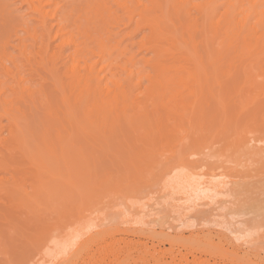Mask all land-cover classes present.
<instances>
[{
  "label": "bare ground",
  "instance_id": "6f19581e",
  "mask_svg": "<svg viewBox=\"0 0 264 264\" xmlns=\"http://www.w3.org/2000/svg\"><path fill=\"white\" fill-rule=\"evenodd\" d=\"M45 1L46 0H40L39 4L43 6V2ZM49 1L55 4V7L57 6V3H54V0ZM146 1L148 4L144 5V3L138 2V0H133L132 2H134L135 6L132 7L127 5L124 1L116 2V12H123L124 17L114 22V24L117 25V28L123 25H133L132 35L140 32L143 28L147 29L149 31L148 35L142 37V40L135 44L153 54L152 59H149V63H147L149 64L147 65L149 66V72L146 76V71L143 70L144 68H134L136 63H133L130 69H125L126 78L121 84H119V81L112 79L113 75L111 74L108 62L105 59L103 60V58H106V46H104L103 43H97V52H94L91 49H87L86 52L83 49L78 50L77 47H81L78 42L77 45H75L72 37L67 40L62 39L64 32H67L70 26L67 24L68 19L66 15H64L63 12H60L59 7L47 12L44 11V8L37 9L34 6L31 8L34 12L39 14L40 30L43 33V37L58 41L54 48H50V42L39 44V47L45 49V52H42L43 55H41V57H47L48 55L50 60L55 62V60L62 57L65 48L64 46L67 45L70 47L71 51L68 50V54L62 61L65 76L64 79L66 78V80H69L66 89L70 92V96L66 93V89L63 87L60 79L56 80L53 84V92L55 98L59 101V107L57 112H53L51 107H48L47 105L49 103H46L47 95L41 94L40 104L43 113L48 119L46 118L45 126H40L38 125V122H35L37 123V126H35L37 128L35 136V134L32 133L33 128L30 125L29 119H31V117L28 119L26 116V119V117H24L25 113L21 112L19 109L18 115L12 114L10 102L3 100L2 95L0 94V166H2V169L10 164L9 162H6V158L11 160L15 155L20 154L27 158L30 162L29 164L34 166L36 169L35 172L38 171L37 173L39 174H37L36 177L39 179V182H41V185L44 183L42 182V175L47 174L50 179L48 180L50 187L53 188L59 181L58 176L61 177V175L58 174L59 171H57L58 164L55 166L56 161L62 159L63 162L65 161L68 164L69 162L71 164L75 163L72 156L78 149L72 144V142L74 137H78L79 139L80 136H83L85 143H88L87 145L90 144V151L93 149L95 152H98V150L100 151V147L105 149V151H107L106 153H109L108 150L112 147V150H115L112 151L110 149V151L113 153L116 152L114 157L121 162L123 161L121 160L123 159L122 154L127 151L126 147L122 146V142H126V139L127 141H133V144L139 142L141 150H139L138 147L139 152H136L137 155H135L136 153H132L133 156L130 155V159L132 160L131 157L134 159L135 155L138 157H136L137 159L135 158L134 161H140L142 158L141 156L146 157L145 152L155 149L159 145L161 146L165 141L168 142L170 135L167 138L165 130L168 125L165 124V121L169 120L168 116L170 115L183 119L182 121L180 120V124L173 125L175 124L173 123L171 125L174 126L173 135H171L172 140L181 135L179 134V131L182 132L185 130L187 131V133L184 131L185 134L189 135L188 132H190L191 135H196L198 139H201V141L205 143L210 142L211 140L216 139V136H219L218 131L217 135L213 133L214 129L216 131V127L218 126L223 128L222 132L225 133V140L232 138L231 135L228 134V131L232 130V128L236 131L235 137L238 141L245 138L246 136L244 137L243 134H245L244 132H247V130H244L245 127H242L241 125L243 120L241 121L239 118V114L243 112L247 114L246 118H253V121L250 120L252 121L250 124L246 121L244 124V126L250 128L248 131L252 135V139L257 136L259 139L258 141L264 145V0ZM162 1H164V4ZM27 2L30 6L33 5L31 0H27ZM108 3L109 0L102 3L103 7ZM219 8H224V12H222L218 18ZM91 10L92 9H90V11ZM157 12H160V14L157 15ZM170 16H174L177 23L171 21ZM48 19L54 21L52 24L53 26L51 25L52 27H49L48 24L50 23H48ZM184 37L186 39H184ZM221 46H225V48L230 51L229 57L227 58L225 56L227 59L226 61H223L222 52L219 50ZM39 54L40 53H38V55ZM23 55L24 54L22 53V56ZM167 57L169 58L164 62L163 60H166L165 58ZM89 58H94L93 63L88 64L87 60ZM222 65L223 67H221ZM1 66L5 75L10 76L11 74H8V70H6L2 64ZM225 66H227V71L225 72L226 76L229 77L227 81L228 83H224L221 80L223 68ZM140 69L142 72H140ZM135 71L137 72L136 77L139 79V82L133 84L132 81L134 78L133 75L136 73ZM50 72H53L52 68L50 69ZM102 72H104L103 75H101ZM55 74L51 73L53 78H55ZM12 75L13 86L19 97L22 95L24 98L25 94L28 96L34 95V91L30 94L31 91L28 88L23 87L21 80L16 78V70ZM142 76L145 78H142ZM57 78L59 77L57 76ZM108 79L110 80V83L105 84V80ZM142 83H144V87L142 86ZM205 88H208V96L213 100V103H210L211 100L208 101L212 105V107L209 105L210 108H208L211 112L209 113L207 111V113L205 110L201 109L197 115L198 121L195 123L192 116H195L193 114L198 106V93ZM134 90L137 91V94L135 95H133ZM75 91L77 94L73 96L72 92ZM224 93L230 98L229 106H224L219 102L221 94L223 95ZM70 97L72 99H70ZM164 97H169V100L163 108H160L161 106L158 103L159 99H163ZM206 98L208 97L206 96ZM90 101L92 102L91 104ZM119 104L123 105L120 109H118ZM157 104L160 106V110H158ZM148 106L154 107L155 109L152 111L150 107V112L147 110ZM237 110L239 111L237 112ZM181 111H183V113L184 111H187V114H181ZM195 113L197 114V112ZM206 117H209L211 120L209 121L208 126L205 127L204 121ZM2 119L6 120V123L3 125ZM254 124H257L256 127H253ZM3 130L6 131V135L1 137V132ZM125 132L129 134H126ZM219 140L221 139L219 138ZM56 147L60 149V155L57 156L55 155ZM73 150L75 151L73 152ZM262 153H264V151ZM254 154L260 156L257 150ZM108 155H110V153ZM21 156L20 158H22ZM261 156H264V154ZM91 159L93 160L92 157ZM105 159L107 160V158ZM144 159L145 158H143V160ZM110 161L112 162V160ZM139 161H136V163L138 162L137 164H139ZM78 163L73 165H76L78 166L77 168L83 170L81 166L83 163ZM86 163H88V161H86ZM107 164H109L110 168H108L111 170L114 163ZM134 164L131 165V170H133V175L136 176L140 168L146 166L145 164H147V162L140 166ZM71 168L73 169V167ZM177 168H181V171L176 172L177 170L175 169ZM88 169L90 170V168ZM88 169L87 172L89 171ZM165 170L164 177L166 176V178L169 179L162 181L163 184H160V191L170 197V202L169 198L164 202V204L166 203L165 206L169 209L166 210V207L164 206L165 211H163L161 208L164 204L159 209L161 212L170 210L167 214L169 216L171 213H175L178 216L173 215L177 217L176 225H166L167 220L165 219L169 217H167L166 214L164 217H161L163 215L160 216L161 212L155 210L159 205H155L153 209L150 208V211L148 209L145 212H143L144 210L140 211V214L143 215L144 213L143 216L146 219H152L151 221L147 220V223H144V219L138 220L137 217L131 218L129 216L125 221H121L118 220L120 218L118 216L117 219L116 217L115 219H111V223L113 221L117 225H115L114 228V225H111L112 227L108 228L105 226L106 224H103V226L101 224L96 227H84L79 224L80 222L76 219V222L69 221L62 228L73 227L75 223L78 226L75 229H71V227L70 229L68 228L69 230L66 229L68 231L65 234L66 236H64L68 238L67 241H56V239L54 240L52 238L53 240H46V242L42 244L47 247V252L45 251L46 253L43 252L39 255L38 261H40L41 264L43 262H47V264H75L79 257H82V255H80V250L94 240L100 241V246L102 248L121 247V244L126 243V252H130L134 245L132 244L133 242H126L125 239L121 237L126 234L134 236L141 233L143 236L145 234L144 237L151 238V242L167 243L170 246V249L166 251L159 250L155 247L156 245H153V243L149 248L141 245V248L136 249L135 256L132 258H129L128 255L123 257L119 256L113 264H260L239 256L237 252L225 251L222 246L219 245V247L217 244H213V240L208 234H203V236L195 234V236L192 235L188 238L184 237L183 229L190 228L188 227V221L186 223V220L189 215L194 213L193 210L196 209L195 206L197 204H195L194 201H198V195L205 197V193L202 194L203 192H212L213 190L211 189L216 190L217 187L213 184V179L204 180L202 183L201 181H196L195 178L198 173L195 171L196 169H190L189 166L181 160L176 164L169 165ZM0 171H4V169ZM66 171L67 169H65V172ZM141 171L142 169L140 172ZM140 172L139 174H142ZM92 173L94 172H91V174ZM170 173L174 174L172 176L169 175L170 177L167 176ZM66 174L68 175V172H66ZM96 176L97 174L95 177ZM131 176L132 175L130 174V177ZM64 177L65 187H67L66 185L68 182L69 184L62 194H58L62 191L58 192L57 190L49 191V189H35V194L39 193L37 196H41V193L42 195L44 193L45 195L47 194L46 198L50 201L49 204L54 206L52 207L53 210H50L49 212L52 211L56 216L57 214L55 213V210L59 212L57 205L60 204H58V198L63 197L62 202L64 203V200L70 197L73 198V193L70 196L69 192L70 190L73 192V189L76 188L71 187L73 182L69 175L68 178L67 176ZM95 177L93 176L90 178L91 181L88 180L90 181L89 184H85L86 180L83 185H80V182V184H78L79 187L74 190L76 194L73 196L76 198V203H78V209H76L75 212L73 211L76 216L80 214L81 211L78 210L81 206L86 207L89 202L91 203V199H94V197L96 198V196L100 195L102 192L100 187L103 186L105 180H107L106 175L104 174V181H102L103 184L100 182V184H98ZM15 179L12 176L8 177V180L5 181L6 184L3 186L1 185L2 187H0V189H2L0 190V193H2L3 190H5L6 194L8 192L9 198L16 201L15 203L18 206L16 207L14 204V208L20 209L23 205V200L30 201V199L35 198V195L32 196L33 193H27V190L23 189L24 184H21L22 182L20 180L18 181ZM1 180L5 179L3 178ZM220 184L218 183V185ZM44 185L46 184L44 183ZM37 186L40 187L39 184H37ZM32 187L35 186L32 185ZM2 194H4V192ZM58 195H61V197H57ZM19 197H21L20 201L18 199ZM42 198L45 199L44 197ZM38 201L39 200H35L34 202L31 200V202L34 203H39L40 201ZM47 201L46 203H48ZM46 206L47 205L43 207L46 209L48 207ZM191 211L193 212L192 214H190ZM152 222L156 223L157 227H155L158 231L154 225L151 224ZM53 225H55V223ZM97 228H99V230L92 232ZM232 232L235 233L236 231L233 230ZM117 235L121 237L115 239V236ZM107 238L112 239L110 244H107ZM236 239L237 237H235L234 240L239 241V239ZM177 245H183L181 247H186L193 251L191 252L190 261L186 256L188 253L186 255H176L173 252L172 249H174V247L176 248ZM74 247L75 250L73 251ZM49 249L51 251L53 250V252L50 253ZM195 252H200L209 258L203 262H199ZM75 254H78L79 257L77 255L71 260L72 256ZM165 255L170 259L168 262H164ZM87 259L88 260L85 264H108L106 259L95 261L94 255H88Z\"/></svg>",
  "mask_w": 264,
  "mask_h": 264
},
{
  "label": "rangeland",
  "instance_id": "374dc122",
  "mask_svg": "<svg viewBox=\"0 0 264 264\" xmlns=\"http://www.w3.org/2000/svg\"><path fill=\"white\" fill-rule=\"evenodd\" d=\"M31 1L33 2L32 6L28 4L27 0H0V94L2 95L3 100L10 102L12 114L18 115L19 109L21 112L25 113L24 117L27 116L28 119L31 117V119H29L30 125L33 128L32 133L35 134V136L37 133V128L35 127L37 126V123L35 122H38V125L40 126H45V122L48 119L43 113V109L40 104L41 94L47 95L48 102L46 101V103H49L47 104L48 107H51V110L53 112L58 111L59 101L54 96L53 84L56 80L60 79V82L63 84V87L66 89V86L69 83V80H66V78L64 79L65 76L64 69L62 67V61L64 57L68 54V50H70V47L67 45L64 46L65 48L62 57L60 59L55 60V62H52L48 55L47 57H41V55H43L42 52H45V49L43 47H39V44L50 42V48H54L58 41L43 37V33L40 30L39 24L40 17L38 13L34 12L31 9L33 6L37 9L44 8V11L46 12L51 11L56 7H59L60 12H63L64 15H66L68 19L67 24L70 26L67 32H64V36L62 37V39L67 40L72 37L75 45H77L78 42L81 47H77L78 50L83 49L86 52L87 49H91L94 52H97V43H103V45L106 46V58H103V60L105 59L108 62L109 68L111 69V74L113 75L112 79L115 81H119V84H121V82L126 78L125 69H130L133 63H136V66L134 68H144L143 70L146 71L145 76L148 74L149 66L147 65L149 64L147 63H149V59H152L153 54L151 52H147L145 49L139 47L135 43L142 40V37L148 35L149 31L143 28L140 32L136 33L135 35H132L133 25H123L117 28V25L114 24V22L124 17L123 12H116V2L124 1L127 5L132 7L135 6L134 2H132L133 0H109V3L106 4L105 7H103L102 3L106 2L107 0H54V3H57L56 7L55 4H53L49 0L43 2V6L39 4L40 0ZM138 2L144 3V5L148 4L146 0H138ZM162 3L164 4V1H162ZM90 9L92 10L90 11ZM222 12H224V8H219L218 18L222 14ZM156 14L159 15L160 12H157ZM170 19L171 21L176 22L174 16H170ZM48 23H50L48 24L49 27H52L54 21L48 19ZM184 39L186 38L184 37ZM219 50L222 52L223 61H226V57H229L230 51L225 48V46H221ZM22 53L24 54L23 56ZM38 53L40 54L38 55ZM168 58L169 57L165 58L166 60L163 61L166 62ZM87 61L88 64H91L93 63L94 58H89ZM1 64L6 68V70H8V74H11L10 76L5 75ZM50 67L52 68L53 72H50ZM221 67H223V65ZM226 67L227 66L223 68V73L221 77V80L224 83H226L229 79V77L226 76L225 73L227 71ZM15 70L17 71L16 78L18 80H21L23 87L28 88L31 91L30 94H32V91H34V95L28 96L26 94H23L24 98L22 97V95L21 97L17 95V91L13 86L14 83L12 82V74ZM104 72H102L101 75H103ZM140 72H142L141 69ZM51 73H56L55 78L52 77ZM136 75L137 72L133 75V84L139 82V79L136 77ZM57 76L59 78H57ZM142 78L145 77L142 76ZM104 83L109 84L110 80H105ZM142 86H145L144 83H142ZM205 89H202V91H199L198 93L199 99H202H198V106L195 109V112H197V114L194 112L193 115L195 116H192V119L195 123L198 121L197 115L199 114L201 109L205 110L206 112L208 111L209 113L211 112L208 108L212 107L210 103H213V100L210 99V96H208V88ZM133 92V95L137 94V91L134 90ZM66 93L70 96V92L67 89ZM72 93L73 96L77 94L76 91ZM224 94H221V99H219V102L224 106H229L230 98L228 97V95ZM48 95L51 96L49 97ZM205 95L208 98H206ZM70 99L72 98L70 97ZM168 100L169 97L159 99L158 103L161 107L157 104L158 110H160V108H163L164 105L168 102ZM208 101H210V103ZM91 103L92 102L90 101V104ZM37 105L39 108L37 107ZM209 105L211 106L209 107ZM122 106V104H119L118 109H120ZM150 107L151 106H148L147 109L150 112L151 109L152 111L155 109L154 107H151V109H149ZM239 110H237V112ZM182 113L183 111H181V114ZM184 113L187 114V111H184ZM170 116H168L169 120L165 121V124L168 125L165 130V133H167V138L170 135V139L168 138V142H163L161 146L159 145L155 149L145 152L146 155H144L146 157H140L141 160L145 158L142 162H140L141 160H136L139 161V164H137L138 162L136 163V161H134L135 158L138 157L135 156L137 155L136 152H139V150H141V147H139V142H137L136 144L134 143L135 145L132 143L133 141H127V139L126 142H122V146H125L127 151L123 153L124 155L122 154L123 159L121 160L123 161L121 162L117 160L116 157H114L116 155V152H112L115 150H112V147L108 150L110 155H108L109 153H106L107 151H105V149H102L100 147V151L98 150L99 153L97 151L95 152L93 149L92 151H90V144L87 145L88 143H85V139L83 138V136H80L79 139L78 137H74L72 144H74L75 147L78 149H76L77 151L73 150V152H75L73 153L72 159L74 158L75 163L71 164L69 162L68 164L65 161L63 162L62 159L56 161L55 166L58 164L57 171H59L58 174L61 175V177L58 176L59 181L56 185L57 187H50V184L48 182V180L50 179L47 174L42 175V182H44L46 185H44V183H42L41 185V182H39V179L36 177L37 174H39L37 173L38 171L35 172L36 169L32 164H29L30 162L27 160L26 157L17 154L11 160L6 158V162H9L10 164H8V166L6 165V167L4 165V171H0V182H2L0 183V187L6 184L5 181L8 180V177L12 176L14 177V179L16 178L15 180H20L22 182L21 184H24L23 189L27 190V193H33L32 196L35 195V198L37 199L32 198L30 199V201L25 200L28 203L23 200V205L19 209L14 208V204L16 207L18 206L15 203L16 201H13V199L9 198L8 192L6 194L5 190H3L4 194H2L3 192L0 193V264L40 263V261H38L39 255H41L43 252H47V247L43 246L42 244L45 243L46 240L50 241V239H56V241H67L68 238L65 237V234L71 226L64 229L62 228L67 222L75 221L76 219L78 222H80L79 224L83 225L84 227H96L101 224L102 226L103 224H106L105 226L108 228L112 227L113 225V228L115 227L116 224L113 221L112 224L111 219H115V217L117 219L118 216L120 217L118 220L121 221H125L126 219H128V216L131 218L137 217L138 220L144 219V223H147V220L151 221L152 219L149 220L143 216L144 213L143 215L140 214V211L144 210L143 212H145L147 211V209L150 211V208L153 209L155 205H159L160 207L157 206L155 210H159L161 212L159 208H161L165 200L167 201V198H169L170 202V197L161 193L160 184L162 183V181L169 179L166 178V176L164 177V174L166 172L165 169L169 165L176 164L180 160L184 161L190 169H196L195 171L198 172L197 177L195 175L196 181L198 180L202 183V181L204 180L206 181L213 179L214 181L212 182L217 187L216 190L211 189L213 190L212 192H203L202 194L205 193V197L200 195L202 197L201 198L198 195V201H194L195 204H197L195 206L196 209H192L194 213L191 211L190 214H193L189 215V220H186V223L188 221L187 225L190 228L183 229L184 237L188 238L192 235L195 236V234L199 236H203V234H208L209 237L213 240V244H217V246H222L225 251H232L234 253L237 252L238 255L243 258H247L256 263L264 264V156H261L264 154L262 153L264 151V145L263 143L258 141L259 139L257 136L254 137L255 139H252V135L248 131L250 130V128L248 126H244L246 122L250 124L253 121V118H246L247 114L243 112L239 114V118L241 119V121L243 120V123L241 125L242 127H245V131L247 130V132H244L245 134H243V136L246 137L243 138L241 141H238L236 139V131L233 128L232 130L228 131V134H230L232 138L229 140H225V133L222 132L223 128L218 126L216 127V131L214 129L213 133L217 135L218 131L219 136H216V139H213L210 142L203 143V141H201V139H198V137L193 133V135H191L190 132H188L189 135L185 134L187 133V131L185 130H183L182 132L179 131V134L181 135H179L178 138L174 137L175 139L172 140L171 135H173L174 126L171 125L173 123H175L173 125H178L183 119L180 117L178 118L174 115ZM210 120L211 119L209 117H206L204 121L205 127L208 126ZM5 123L6 120L2 119V125ZM256 125L257 124H254L253 127H256ZM247 133H249L251 136ZM5 135L6 131L3 130L1 132V137H4ZM193 137L195 140L193 139ZM219 138L222 141L219 140ZM235 141L238 143H236ZM57 149L59 148L56 147V156L60 155V149ZM110 149L112 151H110ZM256 150L260 154V156L254 154ZM132 153L136 154L134 155V159L133 157H131V160L130 155L133 156ZM20 156L22 158H20ZM91 157L93 158V160L91 159ZM105 158H107L109 162ZM110 160H112V162ZM86 161H88V163H86ZM169 161H171L172 163L170 164ZM78 162H80V164L83 163V165H81L83 170L77 168L78 166L73 165ZM106 162L110 164L114 163L113 168L111 170L109 169V164H107ZM146 162V166L140 168V170L142 169V171L140 172L139 170L138 174L134 176L132 173L133 170H131V165L135 163L137 164V166H140L141 164H144ZM235 163L238 165H236ZM70 166L73 167V169ZM0 168V170H3L2 166H0ZM88 168H90V170ZM65 169H67L66 172H68V175L73 182H71L72 185L70 184L72 188L79 187L78 184H80V182V185H83V183H85V180V184H89L91 181L90 178H92L93 176L95 177L96 174L97 176L95 178L98 184L104 181V174L106 175L107 180H105V183H102L103 186L100 187V190L102 191L101 194L96 196V198L94 197V199H91V203L89 202L86 207L81 206V208H79L78 210L81 212L77 216L73 213V211L75 212L76 209H78V203H76V198L73 196L76 194L74 191L76 188L73 189V192H71L72 190H70L69 192L70 196L73 193V198L70 197L64 200V203L62 202L63 197L58 198V204L60 203L61 205H57V209L59 208V212L55 210V213L58 216L57 218V216L54 215L52 211L49 212L50 210H53L52 207L54 206H51L49 204L50 201L48 200V198H46L47 194L45 195L44 193L42 195L41 193V196H37V194L39 193L35 194V189H49V191L57 190L58 192L62 191L58 194H62L64 189H66L69 184V182L67 181L68 184L66 185L67 187H65V179L63 178H65L64 176H67L68 178ZM87 169L89 170L88 172ZM180 169L177 168L175 170H177L176 172H179L181 171ZM91 172L94 173L91 174ZM139 172L142 174H139ZM80 173L83 175H81ZM130 174L132 175L131 177ZM173 174L170 173L167 176H172ZM3 178L5 180H1ZM106 181H108L109 183ZM46 182L49 184V186ZM218 183H221L222 185H218ZM37 184H39L40 187H38ZM32 185H34L35 187H32ZM59 196L61 197V195H58L57 197ZM42 197H44L45 199H43ZM20 198L21 197L18 198L19 201ZM31 200L34 202L35 200H39L40 202H38L41 204V206L39 203L31 202ZM46 201L48 203H46ZM165 204L161 208L163 209V211H165ZM42 205H47L49 209L46 206V210L45 207H43ZM140 207H143L144 209H141ZM167 209L169 208L166 207V210ZM163 211L161 212L162 214L160 213V216L163 215L161 217H164L166 214V216L169 217L165 219L167 220L166 225H176L178 216L175 213H171L170 216L167 215L168 211L170 210L166 212ZM173 215H176L177 217ZM54 223L55 225H53ZM151 224H153L154 227H157L155 222H152ZM76 227L78 226L75 223V225L71 227V229H75ZM126 227L129 228L128 226ZM97 230H99V228L94 229L92 232ZM156 230L158 231L157 228ZM233 230L236 232H232ZM144 236L141 233L136 234L134 236L129 234L123 235L122 237L119 235L115 236V239H119L121 237L124 238L126 242H133L132 244L134 245L132 246L130 252H126V243L121 244V247L116 246L102 248L100 246V241L94 240L92 241V243L87 244L84 248L80 250V255H82V257H79L78 253L77 255L79 259L75 262V264H85V262L88 260V255H94L95 261L106 259L108 264H113L116 261L117 257H123L125 255H128L129 258H132L136 255V249L141 248V245L145 246L146 248H149L151 247L152 243L153 245H156L155 247L159 250L166 251L170 249V246L167 243L162 242V244L161 242H151V238H146ZM235 237H237L239 241H235ZM111 240L112 239L107 238V244H110ZM177 246L176 248L174 247V249H172L173 252L176 255H186L188 253L186 256L190 261L191 252L193 251L186 247H181L183 245ZM74 250L75 247L73 251ZM49 252L51 253L53 252V250H50ZM77 255H73L71 260H73V258H75ZM195 255L197 256L199 262H203L204 260H207L209 258L200 252H195ZM164 257V262H168L170 260L168 259L167 255H165ZM42 264H47V262H43Z\"/></svg>",
  "mask_w": 264,
  "mask_h": 264
},
{
  "label": "snow or ice",
  "instance_id": "6c2138e0",
  "mask_svg": "<svg viewBox=\"0 0 264 264\" xmlns=\"http://www.w3.org/2000/svg\"><path fill=\"white\" fill-rule=\"evenodd\" d=\"M193 159H195V158H193ZM169 163L171 164L172 162H171V161H169Z\"/></svg>",
  "mask_w": 264,
  "mask_h": 264
}]
</instances>
